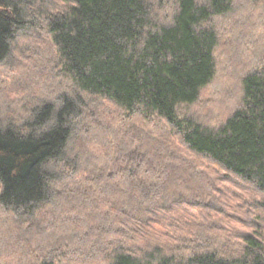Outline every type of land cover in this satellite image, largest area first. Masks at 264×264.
<instances>
[{
  "label": "trees",
  "instance_id": "obj_1",
  "mask_svg": "<svg viewBox=\"0 0 264 264\" xmlns=\"http://www.w3.org/2000/svg\"><path fill=\"white\" fill-rule=\"evenodd\" d=\"M235 1L0 0V264H264V0L249 39ZM221 22L260 48L208 124Z\"/></svg>",
  "mask_w": 264,
  "mask_h": 264
},
{
  "label": "rangeland",
  "instance_id": "obj_2",
  "mask_svg": "<svg viewBox=\"0 0 264 264\" xmlns=\"http://www.w3.org/2000/svg\"><path fill=\"white\" fill-rule=\"evenodd\" d=\"M234 4L236 6L235 20L242 21V27L246 29L245 31L248 33L247 38L249 39V32L247 30V27H245L247 26V22H243V19H245L248 14H253L254 16L256 15V17H258L257 16L258 12L255 10L249 11L250 0H236ZM250 22L253 23L252 21ZM227 25H229L228 22L225 23L221 22L219 27L220 50L216 51L217 74L215 75V79L213 83L209 87H207L206 90L202 93L199 103L195 107L190 109V113L191 112L196 113V115L199 116L203 122H207V123L209 122V120L215 117L214 112L217 114V111L223 112L224 110H227L228 108L231 107L230 100L236 89H237V94L235 93V99L236 97L238 98L237 87L239 85L237 84V77L239 73L247 66L251 58L256 56L257 49L260 48L258 46L259 42L256 43V40L253 41L254 39L251 40V43H248L247 45L246 43L244 44L243 41L240 40L242 37L239 39L236 31L234 29H227ZM230 60H232L231 61L232 65L229 64ZM243 66L245 67L243 68ZM240 68L243 69L240 71ZM45 88H49V87L44 86L41 90L44 91ZM32 91L38 92L39 90L32 89ZM57 91L58 90L54 91V89H50L49 96L50 97L51 95L54 96V94ZM233 105L235 106V104ZM210 111H212V114L209 115ZM220 117L222 116H219V118ZM76 147H77L76 153L82 152L81 150L84 148V144H82L81 142L77 144ZM159 160L161 163H163L161 159ZM182 179L184 182L186 183L188 182L185 180V178L182 177ZM102 184L105 185L104 183ZM107 186H109V184ZM205 189L207 190V188ZM107 190L109 191V188ZM200 197H204V196L200 195ZM63 236L64 233L62 234L61 237L63 238Z\"/></svg>",
  "mask_w": 264,
  "mask_h": 264
}]
</instances>
